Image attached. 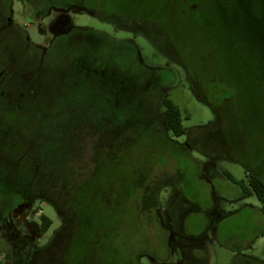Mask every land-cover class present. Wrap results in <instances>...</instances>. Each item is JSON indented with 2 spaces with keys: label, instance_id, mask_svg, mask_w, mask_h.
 Returning a JSON list of instances; mask_svg holds the SVG:
<instances>
[{
  "label": "rangeland",
  "instance_id": "rangeland-1",
  "mask_svg": "<svg viewBox=\"0 0 264 264\" xmlns=\"http://www.w3.org/2000/svg\"><path fill=\"white\" fill-rule=\"evenodd\" d=\"M10 18L32 44L56 49L38 71L20 56L19 40L0 32V45L16 50L10 60L0 49L19 72L7 83L13 104L18 88L29 93L11 121L13 104L0 103V147L12 161L29 151L39 181L56 182L50 198L80 221L70 264H161L158 256L167 264H232L241 253L264 260L261 202L240 197L219 175L241 180L249 167L264 169V0H12ZM97 32L133 41L146 67L137 69L131 55L115 58ZM166 96L190 135L159 130L153 102L161 111ZM215 122L216 137L197 129ZM23 194L0 185V264H25L43 244L41 214L52 220L46 236L64 224L40 191ZM182 196L225 212L216 226L228 246L205 227L206 214L192 210L185 230L207 232V252L196 261L180 253L164 229L186 215L189 205H176Z\"/></svg>",
  "mask_w": 264,
  "mask_h": 264
},
{
  "label": "flooded vegetation",
  "instance_id": "flooded-vegetation-1",
  "mask_svg": "<svg viewBox=\"0 0 264 264\" xmlns=\"http://www.w3.org/2000/svg\"><path fill=\"white\" fill-rule=\"evenodd\" d=\"M22 1L25 4H27L31 0H22ZM11 2L12 0H0V22L2 23V27L4 28H6V26L9 27L8 31H10L15 36L17 35L19 36V34L22 33L16 27L17 25L12 22L10 18V13L8 11V8L11 7ZM9 3L10 6H8ZM40 14L41 13L36 12L38 20ZM143 29L144 28H142L141 31L145 33ZM1 63L9 64L4 60L0 62V90L2 92L9 93L12 90H8L7 83H11V84L14 83L19 76V72L13 71L12 69L11 70L2 69ZM9 65L11 67L12 64ZM17 92H19V88ZM158 121H160V124L162 125L161 119H158ZM2 144L3 143H1L0 146ZM186 145H188V142H186ZM28 153L29 151L28 152L24 151L19 155L18 159L16 160L13 159L14 161H12L11 159H9L10 156L5 155L7 153L3 152L2 148L0 147V185L8 186L10 188H15L17 191L24 193L23 195H26L24 198L27 199L35 197L32 194L34 192L40 191L41 192L40 196L45 201H49L55 207L56 205L57 206L63 205L53 200V198H50L52 195L53 196L55 195L52 194V189L54 188V184L56 182L49 180L48 182L44 181L41 183L39 181L40 178L37 177L36 175H41V173L43 172H41L36 167L37 166L36 164L29 163V159L27 158ZM25 164L29 167L28 170L29 173L24 172V169L25 170L27 169V167L24 166ZM180 199L181 200L176 202V205L182 207L184 202H188L189 204H191V206H195L194 205L195 203L191 202L190 200H187L183 196ZM201 210L206 214L209 220V223H207L205 227L208 228L209 231H214L215 233H217V237H220L219 235L220 232L218 231L216 224L222 221V218L224 217L223 213L222 214L218 213L219 211L216 209L215 205H213V207L210 208L208 207L201 208ZM60 212L62 213L64 218L63 226L56 232L54 236H46L48 230H46L45 232L39 230L41 235H44L46 239L43 240L42 245L38 247H33L30 250L28 257L25 259L26 260L25 264H70L69 263L70 248H71L70 243L72 240L73 231L65 229L68 215L67 214L65 215L61 210ZM185 217L186 216L183 213L182 216L178 217V219L175 218V220H172L170 229H164V230L166 234L171 235L175 238L176 246L179 249L180 253L185 258L192 259L194 261L200 260L203 257V254L207 252L206 251L207 247L205 244L207 232L204 233L201 232L200 234L194 236L189 235V233L186 232L184 227ZM161 229L163 231V226H161ZM241 255L242 256H240L239 258L234 257L232 260V264H264V260H261L255 256L242 254V253ZM158 258L161 259L160 260L161 262L159 263L167 264L166 261H163L162 257L158 256Z\"/></svg>",
  "mask_w": 264,
  "mask_h": 264
},
{
  "label": "trees",
  "instance_id": "trees-1",
  "mask_svg": "<svg viewBox=\"0 0 264 264\" xmlns=\"http://www.w3.org/2000/svg\"><path fill=\"white\" fill-rule=\"evenodd\" d=\"M8 6H10V3L8 4ZM8 11L10 13V8H8ZM143 21H146V24H148L149 21L147 20H140V22L142 23ZM151 23V22H149ZM22 34H19V36H14L16 37V39L19 40L20 43V47L22 48L21 52H20V56L21 57H25V56H30L31 60L34 62V68L38 71H40L43 68V65L45 63V61L47 60V57L52 54L55 49H56V45L53 44L52 46H50L49 48H44V47H40L37 46L35 44H32L29 40L28 37L26 35V32L24 30H22L20 27L16 26ZM145 28V26L143 27ZM8 31L9 27L6 26V28L2 27L0 28V32L5 30ZM147 29V28H146ZM9 33H11L10 31H8ZM2 34L0 33V36ZM7 38V36H6ZM1 39V38H0ZM95 39L97 40V42H101L102 45L104 46V49L106 51H109L115 58L120 59V57L122 59L126 58L128 55H131L132 60H134V63H136V67L137 69L141 68L142 66L145 68L146 65L143 64L142 60L139 57V47L130 40H118L115 39L113 37H111L108 33H104V32H97ZM1 43V42H0ZM5 43V42H4ZM1 44L0 45V49L2 51V53L6 56L11 58H14V51L15 48L13 47L12 44L9 45H5V44ZM45 49V50H42ZM172 53V52H171ZM4 60V59H3ZM0 62H2V58L0 57ZM2 69L5 70H11L12 68L10 67L9 64H5V63H1ZM147 70V68H146ZM167 70H170L167 68ZM171 71V70H170ZM173 72V71H171ZM160 83H157L158 87ZM30 92L35 94V91L33 89L30 90ZM17 98L14 99V104H13V99L9 96L8 92H2L0 90V103L1 102H9L12 105V109H10L9 111L7 110V116L8 119L13 120V118H15V114L23 107V104L27 101H29V93L26 92H22L19 91L17 92ZM163 103V109L161 111L158 110V103L157 102H153V108H152V112L154 111V116L155 119L158 121V119H161V123L160 124V128L159 130L163 133H166L167 131H171L172 134L174 136H181L184 135L186 133H188V135L191 134V130L188 131L187 127L183 124V116H182V112L180 109V106L169 96H166L162 99L161 101ZM160 102V103H161ZM160 123V121H158ZM216 123H210V125H205V126H200L197 127V129H202L203 134L212 132V136L215 135L214 128L216 126ZM164 127V129H163ZM216 137V135H215ZM180 146H183V143H179ZM179 146V145H178ZM209 152V151H208ZM220 176L225 177L226 179H228L231 183L235 184L237 186V188L239 189V195L242 198H247L250 197L252 195H255L256 198L261 202V212L264 215V169H262V171H260L259 169H254L252 168H247V172H246V177L244 179L241 180H237L235 179V177L232 175V173H230L229 171L223 170L221 172H219ZM149 189V187L146 189V191ZM155 189V188H154ZM151 198L154 197V190L152 191V194H148ZM155 199V198H154ZM63 205L65 203H62ZM184 204L189 205V209L186 211V215L187 216L192 210H195L196 212H202L201 207L196 208L195 206H191V204H189L188 202H184ZM63 205L61 206H57L56 207L61 210L65 215H68V219L66 220V227L65 229L67 230H72L73 231V236H72V240H71V248L72 245L74 243V241L77 238V233L80 229V221H78L77 217H72V209L70 207H64ZM156 203L153 201L150 202L149 204V211L152 213V215H156L157 214V207L155 206ZM189 211V212H188ZM228 214V213H227ZM223 215L225 216V212L223 213ZM41 221H42V225L40 226V230L42 232H45L46 230L49 229V227L52 224V220L45 214H41ZM261 235H264V229L261 231L260 233ZM189 235H193L194 234H189ZM259 234H256V237H258ZM228 236H223V238L220 239L221 244L228 246L229 244V240H228ZM71 248H70V253H71Z\"/></svg>",
  "mask_w": 264,
  "mask_h": 264
},
{
  "label": "water",
  "instance_id": "water-1",
  "mask_svg": "<svg viewBox=\"0 0 264 264\" xmlns=\"http://www.w3.org/2000/svg\"><path fill=\"white\" fill-rule=\"evenodd\" d=\"M140 59H141V56L139 55Z\"/></svg>",
  "mask_w": 264,
  "mask_h": 264
}]
</instances>
